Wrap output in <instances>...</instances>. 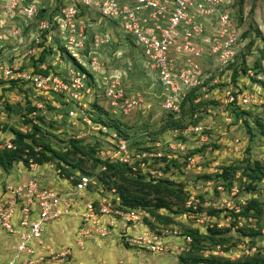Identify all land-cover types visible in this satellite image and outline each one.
<instances>
[{"label": "built area", "instance_id": "obj_1", "mask_svg": "<svg viewBox=\"0 0 264 264\" xmlns=\"http://www.w3.org/2000/svg\"><path fill=\"white\" fill-rule=\"evenodd\" d=\"M29 1L5 0V6L11 15L21 16L23 22L20 23L24 26H27L26 20L29 26V20L38 10L35 0ZM234 2L235 0H62L58 13L40 20L37 29L40 34L55 30L65 52L72 54L84 67V63L79 60V51L87 38L85 21L90 19V12H96L108 23L119 25L125 33L135 37L134 44L141 47L142 55L157 70L161 88L164 90L160 106L163 111L173 113L179 109L183 97L190 90H195L194 102L211 98L204 91L206 77L203 76L201 64L206 58L226 64L237 52L236 43L241 33L236 32L233 22ZM12 33L16 34L17 31L13 29ZM1 41L3 38H0V46ZM30 41L32 43L25 51L28 56L36 53L42 38L40 40V35H36L31 37ZM91 43L94 49L99 46L97 39ZM94 49L89 51L88 60H85L91 70L103 67ZM24 63L27 61L23 59H19L17 63H0V79L26 83L44 98H49V94L52 97L57 96L58 99L51 100L57 118L62 117L59 109L65 108L68 123L89 125L97 132L101 130L108 133L106 138H109L114 146L106 152V156L129 166L133 175L137 169L142 173H150L146 171L150 160L164 155L161 152L162 144L166 150L171 151L173 147L176 149L179 146V143L172 144L171 140L166 143V140L155 141L150 150H130L129 141L117 137L115 131L109 130L107 126L92 122L84 111L86 103L82 98L92 92L91 88L95 86L87 83L91 79H87L85 71L74 72L69 78L49 69L47 62H38L36 68L30 63L29 66L21 68ZM48 69L49 71L45 72ZM117 70L113 69L103 77V94L110 110L127 114L134 107L148 108L149 103L143 100L139 92L129 97L125 94L120 84L121 74ZM222 80L228 82V85L220 91L213 89V93L217 92L215 98L221 102L220 105L255 107L264 104V97L245 88L234 87L229 76ZM219 81V77H216L211 83ZM36 105L42 110V104ZM77 105L81 106L79 112ZM262 121L264 124V113ZM204 128V124L198 123L183 128L179 134L184 136L186 133H198L200 139L204 140ZM4 146L12 147L10 138L0 144V148ZM38 167L40 166L29 158L26 169L28 177L17 182L6 181L0 191V229L15 236L11 257L0 264H84L73 256L70 248L54 250L43 239L48 222L78 215L77 207L80 205L82 210L79 214L80 227L77 236L80 235L81 238L91 234L104 236L116 231L124 243L152 252L167 250L172 245L183 250L191 240L178 226H161L158 229L147 227L143 224L141 211L132 208L118 209L108 197L100 196L95 206L94 199L87 195V190L91 189L94 180L87 174H79L78 180L70 183L68 188L53 187L42 184L39 177L35 176ZM153 172L149 175H160L159 171L156 174L154 170ZM72 178L70 176L67 181ZM235 191L232 190L231 195ZM81 199L85 200L81 202ZM233 199L226 200L223 207L237 212L239 205H234ZM187 205L189 206V203ZM190 209L189 213L194 217L200 216L202 221L211 219V215L197 212L195 203ZM142 225L144 227H137ZM207 225L211 226V222L206 223L205 228ZM77 244L83 248L81 240Z\"/></svg>", "mask_w": 264, "mask_h": 264}, {"label": "rangeland", "instance_id": "obj_2", "mask_svg": "<svg viewBox=\"0 0 264 264\" xmlns=\"http://www.w3.org/2000/svg\"><path fill=\"white\" fill-rule=\"evenodd\" d=\"M61 6L62 0H36L35 2V7L38 8V10H40V8H44L46 15L51 13L52 10L57 9V7V11H59ZM233 10V22L236 32L238 31L241 33L237 39L236 50L238 54L242 51L245 53L248 49V42L253 41V44L249 47L252 51L245 56L246 63L251 65L254 59L258 57L264 41V0H244L242 12L240 13L243 23H241L240 26L235 24V20L238 19V11H236V9ZM14 16L11 15L10 10L5 6V0L2 2L0 1V38H3V42L1 41L3 46L0 48L1 60L9 61V59H13L14 63H17L19 59L22 60L25 57H28V55H25V51L32 43V41H30L31 37L40 35V40L42 37L44 38H42L43 41L41 42V45L44 46L43 50L47 49L48 51L51 49V52L49 51L50 53L45 57V62L48 63V67L51 68L52 71L63 77L69 76V78L74 75V72L80 71L76 63H74V61L65 52L64 48H62V41L56 36L55 30L45 34H40L37 26L39 21L45 18L34 16L31 20H29V26L27 20L25 22L27 26H24L20 23L22 21L21 16L17 17L15 14ZM89 17L90 19L85 21L87 38L82 50L79 51V60L84 63V67H86L85 69H88L90 72V75L92 76L91 80L95 85L91 88L92 92L84 95L83 99L87 107L90 106L89 104H93L96 101L97 105L101 107L100 113L102 115H100V119H102V121H104L105 116H107L105 111L108 112V116L115 118L120 123L122 128L129 133L130 150H140L143 147L150 148L155 141L167 140V143L171 140L172 144L173 142H176V144L179 143V146H177L176 149L173 147V151L166 150L162 144L161 152L162 154L164 153V155L166 154L167 157H172L180 162H184V160H186L184 166L181 165L180 168L176 167V169H173V166L165 174H162L159 168H155L151 164H148L146 169V171H149L151 174L154 173L153 170L155 171V174L159 171L160 176L170 177V179H173L181 186H184L186 191H188V198L184 204L186 210L181 213L173 214V218H175L176 221L182 222L184 225L186 224L192 227H199L202 231L206 229L205 224L209 222H217L219 226L226 227L229 226L232 219L231 212L234 211L233 209L229 210L223 207L226 200H232L235 197L238 201L233 199L232 202L235 203L234 205H239L240 207V205L244 204L252 195L258 197L263 204V212H261L257 219L253 216H249L246 222L248 226H252L256 229L257 234L251 238L247 236H240L238 230L236 229L237 227L243 225L244 217H242V219L237 218V224L231 227V230L228 232V235L230 236V243L233 242L235 244L230 246L228 251H224L222 246L219 244L212 245L211 248H205L203 253L207 255L214 252L230 259H236L239 256L253 255L256 253L264 255V127L256 124L255 119L253 118L254 114L252 112H250V115L245 118L248 120L249 126H247L244 122L243 115H236L230 107L219 105L221 102L217 103L215 101H211L210 104H212V106L201 104L205 109H200L197 104L199 108L196 109L197 113L195 114L196 116H199L198 121L206 126V128H204L206 131L203 132L204 129L202 130V136L205 138L204 140L200 139V135L198 133H186V135L181 136V134H179L180 131L177 129L161 130L163 123L168 124L169 112L163 111L160 106L164 90L161 88L157 70L153 68L142 55L141 47L134 44L135 37H133L132 34L125 33L120 26L115 23H108L105 19H101L96 12L91 11ZM251 23H253V25L255 24L254 28H257L258 25L259 35L254 32L249 35L247 34V36L243 38L242 33L249 28ZM13 29L17 31L16 34L12 33ZM10 33L12 34L9 35ZM21 34L22 36L16 37ZM95 39H97L99 45L96 49H94L95 47L92 46L91 43L92 40L94 41ZM60 46L61 49L58 48ZM93 49L95 50V55H99V60L103 63V67L100 69L91 70L89 64L85 62V60H88V56L90 54L89 51H92ZM38 50L41 51L42 47H39ZM38 50H36V53L34 54L35 56H39L40 51ZM205 62L204 68L212 67L209 63ZM240 62L241 57H238L234 64H240ZM7 63L8 62H2L1 64ZM262 66L264 67V62L262 63ZM113 69H118L117 72L121 74L120 84L124 89L125 94L129 97L134 95L136 92H139L143 100H146L149 103L150 106L148 108L138 109L137 107H134L127 114L122 111L112 112L110 110L109 103H107V100L104 97L102 86L104 74L111 73ZM212 73V77H215L216 75L214 70ZM252 73L253 70L250 69L249 76ZM228 76L229 71H225L220 77L221 79H225ZM260 76L264 77V68ZM238 79H240V85H238V87L248 90H250V88H255L256 90L258 89L261 92H264V87L262 85H258V83L255 85L252 84L251 81L249 82V79L251 80V78L248 76H240ZM13 82L16 83V85L12 84L10 86V83L7 82L0 84V127H3V131L0 129V144L1 140L7 141L12 136L13 133L11 132L10 127H20L23 132L28 129L27 126H22V124H24L22 122L23 115H25L26 112L25 105L28 99L31 100L36 107L37 103L43 105L41 112L45 113V120L50 122L51 125L53 123L51 128L48 129L51 131H57V129H59L58 131L60 134H58V137H62L64 132H68L81 137L86 143H92L97 140L99 145L102 146L98 155L102 157H104L106 152L114 146V143H111L109 138L103 139L102 135L95 131L96 129H92L89 125L68 123V120L65 117V108H62L61 110L59 109L62 114L60 119L57 118L54 109H48L43 112V109L47 108L45 107L46 103L44 101L51 103L52 99H58L57 96L52 97L49 94L47 95L49 98H42V100H44L40 101L41 98L38 91H34L26 83L18 82L17 80H13ZM246 82H249V84H246ZM87 83L91 84L88 81ZM211 85L213 84L210 82V84H206L204 87V91L207 92L208 97L211 96L214 89L213 85L211 87L213 89L210 90L211 88H209V86ZM94 89L96 90L94 91ZM204 99L206 98L201 100ZM247 108L256 110V108L253 107ZM93 109L96 114L99 113V111L97 112L95 108ZM208 109L210 111H208ZM203 110H206V112H203ZM179 117L180 113L174 114L175 120L179 119ZM187 118L188 115L186 112L179 123L186 122L188 120ZM176 123H178V121L174 122V128H177ZM65 136L64 139L66 138ZM51 141L55 147H62L64 145L63 143L57 144V140L55 138H51ZM134 141H137V143L132 144ZM199 147V151L185 158L186 154H188L191 150L194 149L193 151L195 152V149H198ZM246 158L250 161L261 160L263 165V174L260 180H256L255 182L256 188L253 191L254 193L244 190L245 176L242 172V166L245 165L243 161ZM150 162L152 163L153 159H151ZM232 163L240 165L241 168L236 170L234 177L231 180L232 184L230 188L225 190L226 187L222 184L219 185L220 181L216 180V175L219 174L220 167ZM159 165H161V163ZM38 171V175H36V173L35 175L39 177L41 182L42 178H44V182L47 183V186L68 188L70 185L64 175L58 174L54 162L43 164L38 167ZM205 174H209L211 178L205 180V178L202 177V175ZM26 177L27 171L25 166L19 164H14L9 173H5L0 169V185H3L7 179L19 180V178ZM91 179L94 178L91 177ZM232 190H236L233 195H231ZM87 191V195L94 199V194H96L97 191L95 189H88ZM104 196L110 199L113 198L110 192L109 195ZM84 200L85 199H81V202ZM240 201H243V203ZM188 203L189 206L187 205ZM193 203H195L196 209L198 208V205H201V210H198L199 212L206 213L208 206L212 204L216 208L223 210H220V214L216 216L214 215V218L211 216L210 220L204 219L202 221L200 220V216L194 217L193 214L189 213L187 210ZM77 210L80 214L82 205L77 207ZM160 211L162 213H168L164 209ZM79 214L76 216L62 217L61 219L62 221H77L80 219ZM206 219H208V217ZM49 223L52 222H48L47 224ZM144 225L137 227L142 228ZM112 233L113 234L110 232L104 236L91 234L89 237L85 238H81L79 235L77 236V241L81 240L84 246L85 239L92 238V242L96 245V247H91V250H94L93 252L96 255V258L101 257V252H103L104 246L103 243L106 242L107 238L115 237L116 241H114L113 244L115 245V249L119 250L118 245L123 250H125V248H129V251L133 253L134 257H140L139 260H137L131 255H126L131 259L132 263L140 261V263L137 264H181L178 261V255L182 251L180 247L172 245L167 250L159 252L147 251L130 245L126 246L122 237L119 236L117 232ZM216 237L218 236L216 235L215 239ZM103 239L105 241H103ZM228 243L229 241H226V244L224 245H227ZM98 261L99 262L97 263L92 262L90 264H104V262L102 263L100 260ZM121 261L123 260L121 259ZM84 264L88 263L84 262ZM105 264L110 263L106 262ZM121 264H124V262H121Z\"/></svg>", "mask_w": 264, "mask_h": 264}, {"label": "trees", "instance_id": "obj_3", "mask_svg": "<svg viewBox=\"0 0 264 264\" xmlns=\"http://www.w3.org/2000/svg\"><path fill=\"white\" fill-rule=\"evenodd\" d=\"M243 3L244 0H235L233 5L234 9L238 11V19L235 20V23L238 26L243 23L241 18L242 16H240ZM57 10L58 7L57 9L52 10L51 13L46 15L45 9L40 8V10H37L35 16H39L41 18H50L53 16V14L58 13ZM254 26L255 24L253 25V23H251L249 28L242 33V37L245 38L247 34L249 35L254 32L259 35L258 25L257 28H254ZM43 33L45 34L47 33V31H44ZM20 36H22V34ZM248 43V49L245 53H243V51L240 52L241 54H238V52L235 53L232 59L229 60L226 64L220 62L217 63L210 58H206V62L203 61V64H201V67H203V76L206 77L204 79V84H210L212 79L219 77L220 81L213 84V88L216 91L223 90L224 86L228 85V82L222 80L220 76H222L223 72L229 71V78L233 82L234 87H238V83L240 82V79H238V77L240 76H248L249 78H251V80L249 79V82L251 81L252 84L255 85L256 83H258V85H262L264 87V77L260 76L264 68L262 66V63L264 62V41L259 51L258 57L254 59L251 65H248L246 63L245 56H247V54L252 51L249 47L253 44V41H250ZM2 44L3 43H1L0 48L3 46ZM37 46L41 47L42 45L38 43ZM58 48L61 49V46ZM43 49L44 47L40 51L39 56L32 55L25 57L23 60H26L27 63L22 64L21 68L29 66V63L30 65H33L34 68H36V64L38 62H45V57L51 52V49H49L48 51L47 49ZM67 54L74 61V63H76L80 70L86 72L87 79L88 77H92L90 73L85 70L84 67L79 64V62H77L72 54ZM238 57H241L240 64H234L235 60H237ZM10 60L11 59H9V61H4L0 59V63H10L11 61H13V59L11 61ZM204 62L209 63V65L212 67L204 68ZM49 69L45 72H48ZM250 69L253 70V73L249 76L248 70ZM213 70L215 71V77H212ZM4 82L10 83V86L12 84L16 85V83L11 80L0 79V84ZM249 82H246V84H249ZM213 85L209 86V88H211ZM213 88H211L210 90H212ZM248 91L264 97V92H261L258 89L256 90L255 88H250V90ZM195 96V90L188 91L183 97L179 109L176 112L168 113V124L163 123L161 130L177 129L180 131L183 128L198 124L200 122L198 121L199 116L195 115L197 113L196 109L199 107L200 109H205L202 106L203 104H206V106H212V104H210L211 101L219 103L218 99L215 98V96H217V92L213 93L212 91L210 96L211 98L199 100L197 102L193 101ZM40 98L41 101L44 100H42V98H44L42 95H40ZM44 102L46 103L45 107H47L46 109L44 108L45 110L54 109L50 102ZM197 104L199 105V107ZM89 105L90 106L88 107L86 105L84 111L87 113L92 122L107 126L109 130L115 131L117 137H123L124 139L129 141V133L122 128L120 123L115 118L108 116V112L105 111V114L107 116L104 115L105 120L102 121V119H100V115H102L100 113L101 107L97 105V102L95 101V103ZM226 107H230L236 115H243L244 122L247 126H249V124L248 120L245 118L250 115V112H252L254 114L253 118L255 119L256 124L264 127L262 121L264 104L255 107H253V105L248 106L256 108V110H252V108L250 109L247 107L245 108L239 105H228ZM25 108L26 112L25 115H23L22 122L24 124H22V126H27L28 129L23 132L20 127H10V130L13 133L10 137L12 147L4 146L3 148H0V169L5 173H9L14 164L25 166V169H27L28 159L30 158L39 166H42L45 163L54 162L59 175H64L66 179H68L70 176L73 177L69 181V183H75L78 180L79 174H87L90 177H93L94 183L91 185V189H95L97 193L91 194L95 195V206H97V200L100 196L109 195L110 192L113 198L109 199L116 208L121 210L132 208L141 211L143 224L147 225V227L151 229H158L161 226H178L181 228L184 234L189 235L191 238L190 242L186 244V248H184L178 255V261L181 264H264V255L260 253H256L253 255H243L237 257L236 259H230L226 256L218 255L214 252H211L207 255L203 253L205 248H211L212 245L219 244L222 246L224 251H228L230 249V246H233L235 244L233 242L230 243V236L228 235V232L231 230V227L237 224V218L242 219V217H244L243 225L237 227L236 229L238 230L240 236H247L251 238L257 234L256 229H254V227L252 226H248L246 222L249 216H253L257 219L261 212H263V204L258 197L252 195L244 204L240 205L237 212H231L232 219L229 226H219L217 222H214L211 223V226L207 225L206 229L202 231L199 227L197 228L186 224L184 225L182 222H178L175 220V218H173V214L181 213L186 210L184 204L188 198V191H186L184 186H181L179 183L175 182L173 179H170V177L168 176H150L147 173H142L140 169H137V171L133 175V172H131V168L126 164L110 159L106 155L104 157L98 155V152L99 150H101L100 148L102 146L99 145V142L97 140L93 141L92 143H86L81 137H78L76 134H70L68 132H64L62 134V137H58V134H60V132L58 131L59 129H57V131H51L50 129H48L51 128L53 123L51 125L50 122L45 120V113H42L41 109L36 107L31 100L27 99ZM80 108L81 106L77 105V112H79ZM93 108H95L97 112L99 111V113L96 114ZM186 112L188 115V120L184 123H179ZM203 112H206V110H203ZM179 113V119L175 120L174 114ZM175 121H178V123H176L177 128H174ZM0 129L1 131H3V127H0ZM205 131L206 130L204 129L203 132ZM98 132L100 133V135H102L103 139H105L108 135V133H103L101 130H99ZM64 136L66 137L65 139ZM51 138H55L57 140V144L63 143L64 145L62 147H55L51 141ZM3 141L1 140V143H3ZM134 143L136 144L137 141H134L132 144ZM151 148L152 146L150 148L143 147L142 149L136 151L150 150ZM193 150L186 154L185 158L199 151L200 147L198 149H195V152ZM243 162L245 163V165L242 166V172L245 176L244 190L250 193H254L253 191L256 188L255 182L256 180H260L263 174V165L261 163V160L250 161L246 158ZM160 163L161 165H159ZM185 163L186 160H184V162H180L176 159H173L172 157H167L166 154L164 156L162 155L156 157L153 159L152 163L150 162V164L155 168H159L162 174L168 172V170L173 166V169H176V167L180 168L181 165L184 166ZM239 168H241L240 165L236 163L220 167V172L216 175V180L220 181L219 185L222 184L224 187H226L225 190H228L232 184L231 180L233 179L236 170ZM38 172L39 171L37 170L36 175H38ZM202 177H204L205 180L211 178L209 174L202 175ZM190 208L187 210H191ZM163 209L166 210L169 214L162 213L160 210ZM198 210H201V205H198L196 211L199 212ZM220 210L223 209L216 208L212 204L208 206V213H206L215 217L216 215L220 214ZM216 235L218 237H216L215 239ZM226 241H229V243L227 245H224L226 244ZM124 244L126 246H129L127 243Z\"/></svg>", "mask_w": 264, "mask_h": 264}, {"label": "crops", "instance_id": "obj_4", "mask_svg": "<svg viewBox=\"0 0 264 264\" xmlns=\"http://www.w3.org/2000/svg\"><path fill=\"white\" fill-rule=\"evenodd\" d=\"M41 183L47 184L44 182V178H42ZM2 186L3 185H0V190ZM79 227L80 224L78 220L62 221V219H60L59 221L49 223L46 225L45 231L43 233L44 242L51 246L53 249H63L68 247L71 249L73 256H75L78 261L86 262L88 264L92 262L97 263L99 262L98 260H100L102 263L104 262V264L106 262H109L110 264H121V262H124V264L140 263V261H138L137 263L131 262V259L128 257L129 255H131L133 258H136L137 260H139L140 257H134L133 253L129 251V248H125V250H123L118 245L119 250L115 249V245H113L114 241H116L115 237H108L105 243L102 242L104 245L103 252H101L102 255L100 258H96V255L93 252L94 250H91V247H96V245L92 242V238L85 239V244L82 249L78 246L77 230H79ZM111 234L113 233L111 232ZM14 240L15 236L13 234L0 229V262L11 257L13 252ZM103 241L105 240L103 239ZM122 250L125 252H123ZM121 259L123 261H121Z\"/></svg>", "mask_w": 264, "mask_h": 264}, {"label": "clouds", "instance_id": "obj_5", "mask_svg": "<svg viewBox=\"0 0 264 264\" xmlns=\"http://www.w3.org/2000/svg\"><path fill=\"white\" fill-rule=\"evenodd\" d=\"M42 38H43V37H42ZM43 39H44V38H43ZM43 39H42V41H43ZM42 41H41V42H42ZM41 42H40V44H41ZM84 69H85V68H84ZM91 78H92V77H91ZM91 78H90V79H91ZM89 83L94 84L92 80H90ZM19 180H23V179H19ZM19 180H6V181H14V182H17V181H19ZM40 182H41V181H40ZM4 184H5V183H4ZM4 184H3V186H4ZM44 185H47V184H44ZM3 186H2V188H3ZM2 188H1V189H2ZM0 191H1V190H0ZM46 244H47V243H46ZM63 249H64V248H63ZM54 250H62V249H54ZM83 263H84V262H83Z\"/></svg>", "mask_w": 264, "mask_h": 264}]
</instances>
